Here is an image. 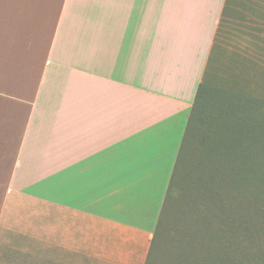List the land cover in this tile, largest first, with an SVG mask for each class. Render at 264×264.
Segmentation results:
<instances>
[{
  "label": "crops",
  "instance_id": "crops-1",
  "mask_svg": "<svg viewBox=\"0 0 264 264\" xmlns=\"http://www.w3.org/2000/svg\"><path fill=\"white\" fill-rule=\"evenodd\" d=\"M239 2L0 0V264H146Z\"/></svg>",
  "mask_w": 264,
  "mask_h": 264
},
{
  "label": "rangeland",
  "instance_id": "rangeland-1",
  "mask_svg": "<svg viewBox=\"0 0 264 264\" xmlns=\"http://www.w3.org/2000/svg\"><path fill=\"white\" fill-rule=\"evenodd\" d=\"M234 5L216 34L219 59L208 75L206 116L199 119L193 136L195 145L202 140L208 157L200 164L201 152L190 141L184 142L179 174L155 230L146 264H210L214 257H222L226 243L240 241L242 252L248 251L250 260L264 264V173L260 167L254 169L255 177L250 176L256 188L252 197L240 188L241 179L236 175L244 158L241 156L250 151L247 159H252L253 131L238 121L230 135L220 127L224 121L211 118L215 111L212 104L230 96L239 99L237 109L245 110L251 123L260 120L258 111L264 112V0H240ZM229 109H224L223 115L230 113ZM232 109H236V101ZM217 144L224 145L227 153H213ZM246 148L248 152H244ZM233 174L234 185L228 177ZM248 219L253 225L251 232L240 229Z\"/></svg>",
  "mask_w": 264,
  "mask_h": 264
},
{
  "label": "trees",
  "instance_id": "trees-1",
  "mask_svg": "<svg viewBox=\"0 0 264 264\" xmlns=\"http://www.w3.org/2000/svg\"><path fill=\"white\" fill-rule=\"evenodd\" d=\"M229 2V0H227ZM216 49H217V45L216 43L213 44L209 59H208V63L206 66V69L204 71V77L201 81V83L198 86L197 89V93H196V97L192 106V110H191V115H190V119L188 122V128L186 131V137H185V142H189L191 143V146L197 151L198 150L201 152V161L200 164H203V160H206L208 157V150L205 149L203 150V147L201 145L202 144V140L199 142H196V145L193 143V136L194 133L196 132V125H200L199 119L203 118L206 116V107L205 104L207 103L208 99L205 98V94H208L209 90H208V75H209V71L211 70L212 66L218 62L219 57L216 55ZM235 101H236V109H232L233 105H235ZM223 103V104H222ZM222 104V105H221ZM239 104V99L237 98H233V96H230L229 98H227L226 100H220V101H215L212 104L211 109H215L212 110V115L211 118L213 121H217L218 120H222L224 121L223 126L220 125V127H222L227 133H230V135H232L233 133V129L234 126L236 124V122L238 123V121L240 122L241 125H243L244 127L248 128V131H250L252 129L253 133V137H254V148H251L252 151V159L249 161L247 158L250 154V151L248 148H246L247 151L244 152H248V154H243L241 156L242 161L240 162V169L238 171V173H236L237 175V179H241V186L240 188L242 190H244L245 193H250L249 197H252L256 194V188H254V185L252 183H254L253 181L250 182V176H254L256 175V173H254V169H260L262 170V173H264V112L258 111L259 113V117L260 120L257 122H250V120H248L246 117H248L247 112L245 110L242 109H237V106ZM224 106V107H223ZM227 107H229L231 110L230 113H227L226 115H223V110L225 109L227 112ZM240 110V111H238ZM215 123V122H214ZM239 125V124H238ZM239 126V130L243 129L242 126ZM199 129V127H198ZM246 130V129H245ZM222 131V130H221ZM245 133V132H243ZM224 142V141H222ZM257 142V143H256ZM195 146H193V145ZM200 145V146H198ZM227 146V145H226ZM199 147H202V149H200ZM226 147L224 145L220 146L217 144L216 147H214L213 150H211L213 153H215L217 156H221V154L224 152V150H226L227 153V149H225ZM243 152V150H242ZM241 152V153H242ZM197 153V152H196ZM182 154H183V150H182ZM193 154V153H192ZM191 155V152H190ZM223 156L226 157V154H224ZM222 156V158H223ZM229 166H232V162H229L228 164ZM234 175H228V177L230 179H232V184L234 185L235 183V178ZM253 177V178H254ZM249 178V181H248ZM252 179V177H251ZM253 180V179H252ZM262 180L264 181V174L262 175ZM175 181V175L174 178L171 182L170 185V191L172 189V185L173 182ZM207 184H208V180H207ZM169 191V194H170ZM248 197V198H249ZM169 195L166 199V205H167V201H168ZM166 207V206H165ZM162 212L160 221L162 220L163 214L165 212V208ZM253 225L251 220L248 219V221H245L241 224L240 229L242 230H246L251 232ZM158 228V227H157ZM153 241V240H152ZM241 241L239 243H234V242H228L224 245V249L222 252V257L220 258V256L218 257H214V259L211 260L210 264H255L254 261L249 259V252L248 251H244L242 252L243 249H241ZM149 256V255H148ZM246 257V258H245ZM148 260V258H147ZM147 263V261H146Z\"/></svg>",
  "mask_w": 264,
  "mask_h": 264
}]
</instances>
